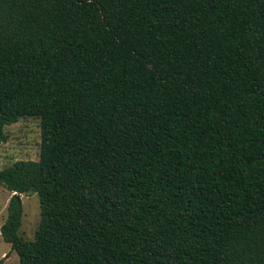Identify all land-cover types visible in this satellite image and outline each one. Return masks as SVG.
Masks as SVG:
<instances>
[{
  "label": "trees",
  "instance_id": "16d2710c",
  "mask_svg": "<svg viewBox=\"0 0 264 264\" xmlns=\"http://www.w3.org/2000/svg\"><path fill=\"white\" fill-rule=\"evenodd\" d=\"M22 119L21 264H264V0H0V146Z\"/></svg>",
  "mask_w": 264,
  "mask_h": 264
},
{
  "label": "rangeland",
  "instance_id": "374dc122",
  "mask_svg": "<svg viewBox=\"0 0 264 264\" xmlns=\"http://www.w3.org/2000/svg\"><path fill=\"white\" fill-rule=\"evenodd\" d=\"M9 140L0 146V170L11 167L17 161H39L42 129L39 119H22L5 129ZM10 191L0 185V264H21L20 257L9 243L3 240L1 228L8 217ZM23 224L20 236L27 241L35 239L41 222V203L37 194L21 195Z\"/></svg>",
  "mask_w": 264,
  "mask_h": 264
},
{
  "label": "crops",
  "instance_id": "0c3cea01",
  "mask_svg": "<svg viewBox=\"0 0 264 264\" xmlns=\"http://www.w3.org/2000/svg\"><path fill=\"white\" fill-rule=\"evenodd\" d=\"M14 194H12V196H13ZM12 198V197H11Z\"/></svg>",
  "mask_w": 264,
  "mask_h": 264
}]
</instances>
